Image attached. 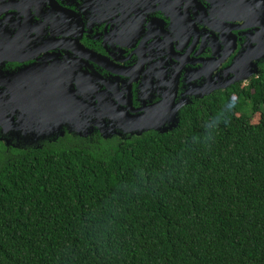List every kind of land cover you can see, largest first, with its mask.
I'll list each match as a JSON object with an SVG mask.
<instances>
[{"label": "trees", "instance_id": "16d2710c", "mask_svg": "<svg viewBox=\"0 0 264 264\" xmlns=\"http://www.w3.org/2000/svg\"><path fill=\"white\" fill-rule=\"evenodd\" d=\"M195 112L120 143L0 144V264H264V69Z\"/></svg>", "mask_w": 264, "mask_h": 264}, {"label": "flooded vegetation", "instance_id": "af4514ba", "mask_svg": "<svg viewBox=\"0 0 264 264\" xmlns=\"http://www.w3.org/2000/svg\"><path fill=\"white\" fill-rule=\"evenodd\" d=\"M263 69L264 0H0V144L169 132Z\"/></svg>", "mask_w": 264, "mask_h": 264}, {"label": "water", "instance_id": "95a60500", "mask_svg": "<svg viewBox=\"0 0 264 264\" xmlns=\"http://www.w3.org/2000/svg\"><path fill=\"white\" fill-rule=\"evenodd\" d=\"M177 127V126H176ZM146 130H149V129H146ZM166 132H168V131H165V132H162V133H166ZM142 134H139V136H141ZM130 137V136H129Z\"/></svg>", "mask_w": 264, "mask_h": 264}]
</instances>
